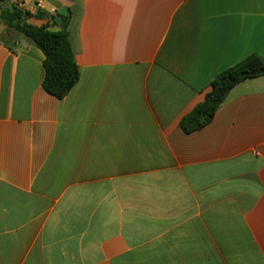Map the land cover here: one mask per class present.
I'll use <instances>...</instances> for the list:
<instances>
[{
	"label": "crops",
	"instance_id": "1",
	"mask_svg": "<svg viewBox=\"0 0 264 264\" xmlns=\"http://www.w3.org/2000/svg\"><path fill=\"white\" fill-rule=\"evenodd\" d=\"M45 3L71 14L80 79L54 97L43 52L0 36V264H264V76L180 126L220 73L264 59V0Z\"/></svg>",
	"mask_w": 264,
	"mask_h": 264
},
{
	"label": "trees",
	"instance_id": "2",
	"mask_svg": "<svg viewBox=\"0 0 264 264\" xmlns=\"http://www.w3.org/2000/svg\"><path fill=\"white\" fill-rule=\"evenodd\" d=\"M0 2L7 3L9 0H0ZM33 16L42 18L45 15L42 13L33 15L26 9H19L10 4L2 10L0 22L13 35L29 39L43 52L45 56L43 88L54 97L63 99L80 79L79 67L68 32L71 14L63 17L59 32L52 31L51 25L37 26L30 23L28 20ZM54 18V15H50L51 23L56 25ZM3 42L10 47L8 39H3ZM262 76H264V59L258 55H252L220 73L213 80L203 102L182 119L180 123L182 130L190 134L209 125L235 86Z\"/></svg>",
	"mask_w": 264,
	"mask_h": 264
},
{
	"label": "built area",
	"instance_id": "3",
	"mask_svg": "<svg viewBox=\"0 0 264 264\" xmlns=\"http://www.w3.org/2000/svg\"><path fill=\"white\" fill-rule=\"evenodd\" d=\"M10 4L13 6L19 8V9H25V4L23 0H9ZM37 10L39 11H47L50 15H57V9L55 7H52L51 9H47L45 0H39L35 4Z\"/></svg>",
	"mask_w": 264,
	"mask_h": 264
},
{
	"label": "water",
	"instance_id": "4",
	"mask_svg": "<svg viewBox=\"0 0 264 264\" xmlns=\"http://www.w3.org/2000/svg\"><path fill=\"white\" fill-rule=\"evenodd\" d=\"M68 15V10L67 8H62L61 10L58 11V15L55 16L54 21L57 24H61L63 21V17Z\"/></svg>",
	"mask_w": 264,
	"mask_h": 264
},
{
	"label": "rangeland",
	"instance_id": "5",
	"mask_svg": "<svg viewBox=\"0 0 264 264\" xmlns=\"http://www.w3.org/2000/svg\"><path fill=\"white\" fill-rule=\"evenodd\" d=\"M5 7L1 8L0 9V14L2 12V10L4 9ZM1 24V23H0ZM4 26V25H3ZM0 36L3 37V38H6L7 37V34H6V27L4 26L3 30L0 32Z\"/></svg>",
	"mask_w": 264,
	"mask_h": 264
}]
</instances>
